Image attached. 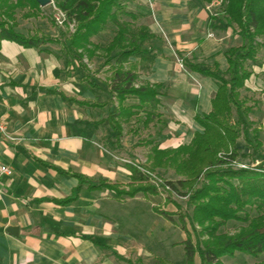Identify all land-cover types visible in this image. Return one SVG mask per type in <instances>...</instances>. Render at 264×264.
<instances>
[{"label":"crops","instance_id":"crops-1","mask_svg":"<svg viewBox=\"0 0 264 264\" xmlns=\"http://www.w3.org/2000/svg\"><path fill=\"white\" fill-rule=\"evenodd\" d=\"M211 3L124 0L131 21H142L137 30L147 34L124 67L136 75V86L157 89L159 102L149 123L125 121L135 129L129 133L122 124L120 136L112 124L118 120L108 85L113 71L101 76L113 63L104 64L102 50L89 73L62 42L56 48L0 40V118L9 137L0 136V163L11 169L0 177V264H102L110 254L127 262L117 243L147 228L148 211L153 225L164 219V211L151 208L157 194H125L132 165L121 159L148 162L154 147L178 148L202 131L196 116L212 111L218 85L190 65L226 72L228 51L245 41L239 28L214 15L221 5L208 9ZM250 67L244 88L264 91V62ZM260 106L264 115V101Z\"/></svg>","mask_w":264,"mask_h":264},{"label":"trees","instance_id":"trees-1","mask_svg":"<svg viewBox=\"0 0 264 264\" xmlns=\"http://www.w3.org/2000/svg\"><path fill=\"white\" fill-rule=\"evenodd\" d=\"M53 1L56 8L65 14L63 24L67 26L69 23H76L73 34L62 32L61 42L77 61H81L84 56L93 57L98 50H102L104 64L113 63L108 85L111 97L115 95L118 102L117 109L112 113V117L118 118L115 123L112 122L118 136L122 133L121 121L124 123L135 119L137 123L142 121L145 124L149 123L159 102L156 98L157 89L147 84L136 86V75L124 67V63L131 56L140 53L139 42L144 39L142 35L146 32L141 29L136 33L131 30L128 22L119 20L117 11L122 8L124 0ZM203 1L211 3L213 0ZM28 3L34 9L40 8L36 0H16L11 4L9 0H0V40L15 41L25 47H40L53 41L51 37L46 39L25 36L16 31L13 23L4 18L6 15L12 19L14 9ZM2 9L5 11L2 12ZM8 10L10 12H7ZM217 15H222V20L229 26L239 28L245 41L242 46L232 47L228 51L229 67L226 72L190 65L192 69L210 75L217 81L218 90L212 101V111L207 115L196 116L202 131L197 132L189 144L164 150H160L158 146L154 147L148 164L142 166L147 170L174 169L179 178L175 181L168 180L166 184L171 187L172 192L182 194L184 192L181 189H192L199 178L206 174L211 178V184L204 185L202 189H195L193 200L196 201L197 197L209 200L208 203L194 206L195 219L203 215L212 223L219 218L217 225L232 219L246 224L233 235L223 234L215 237L211 234V240L204 247L200 242L193 243L187 240L185 246L187 264H194L196 254L200 257V264H221L222 256H232L236 252L256 259L263 257L256 264H264V161L252 169L232 168L239 156H248V153L240 154L236 145L238 139L243 135L245 140L254 146L250 137L252 122L247 114L252 113V109L243 107L244 101L241 99L240 90L244 89L245 81L252 74L250 69L252 62H258L257 38L264 37V0H224ZM109 24L116 26L113 38L101 46L92 42V37L99 35ZM248 61L250 63L247 66ZM129 98H137L138 104L127 105ZM109 101L114 105L112 98H109ZM141 112L146 113L145 119L140 117ZM254 133L253 138L257 139V131L254 130ZM256 145L259 147L261 142L258 141ZM220 151H224L225 154L221 155ZM222 166H227L225 168L228 170L219 168ZM130 169L132 172L130 190L126 193L118 190L119 193L132 196L138 192L157 194V187L149 183L148 176L137 167L130 166ZM224 172L227 173V177L237 182L225 180L219 175ZM69 200L68 198L59 202L65 203ZM163 214L167 215L165 212ZM166 217L172 219L169 215ZM187 217L193 224L194 218L189 214ZM127 262L132 264L130 261Z\"/></svg>","mask_w":264,"mask_h":264},{"label":"rangeland","instance_id":"rangeland-1","mask_svg":"<svg viewBox=\"0 0 264 264\" xmlns=\"http://www.w3.org/2000/svg\"><path fill=\"white\" fill-rule=\"evenodd\" d=\"M16 0H9L10 4L14 3ZM2 12L5 10L2 9ZM7 12H10L8 10ZM58 8H56L54 1L52 3L40 8H32L31 5L25 4L24 6L17 7L14 9L12 14V19L9 16L4 15L6 20H9L13 23L12 26H15L16 31L23 33L25 36H38L44 37L48 39L51 37L53 39L52 42L49 44H53L54 47L60 48L61 40H63L62 32L67 34H73L76 29H70L69 24L66 26L60 25L57 20L56 16L58 15ZM119 20L121 22H128L130 24L131 30L134 32H138L137 28L142 25V21H131V16H129L124 9L123 4L122 8L118 11ZM135 27V29L133 28ZM106 31L102 33L101 36H94L92 37V42L100 43L102 45L107 44L114 36L116 26L109 24L106 26ZM111 32V34L109 33ZM103 55V52L100 53ZM101 55H97L100 56ZM104 59V58H103ZM256 59L259 61L264 62V37L257 38V54ZM88 60V61H87ZM101 60L100 63H102ZM250 61L247 62V66ZM81 64H83L87 72L91 73L97 68V63L95 64V58L92 56L83 57L81 59ZM103 67V66H102ZM103 69V68H102ZM251 69V68H250ZM112 71L111 68H104L101 72V76L104 78H110V72ZM264 93V91H262ZM262 92L255 91L252 92L247 88L240 90L241 99L243 102V107L252 109V113L248 114V119L252 122V126L250 128L252 138V142L254 144H249L245 137L242 135L237 142V148L239 149L240 154L248 153L247 157L239 156L236 159V162L233 164L232 168L234 169H252L256 168L260 162L264 161V115L260 114L261 103L264 101V94ZM108 103V100H107ZM118 106V105H117ZM114 109H117V107ZM111 116V114H110ZM165 118V117H164ZM167 120V118L165 119ZM135 121V119H134ZM115 123V120H112ZM121 125L124 124L126 131L133 132L136 124H127L121 121ZM150 128V127H149ZM254 130L257 131L258 136L257 139L253 138L255 136ZM149 133V132H148ZM146 140V139H145ZM260 141L261 145L258 147L256 144ZM229 153V152H228ZM220 154H225L224 151H220ZM146 155V154H144ZM123 159L125 157H122ZM129 159L133 162H137L133 159ZM147 165V161H141L138 159L137 164ZM227 166H222L219 168H225ZM146 169V168H144ZM228 170L227 168H225ZM165 170V171H164ZM164 170H149L153 174L155 178V183L149 179V183L155 185L157 187V195L158 199L154 202L150 201V206L152 203L155 206L151 207L158 208L164 211L167 215L171 216V220L164 215V219L159 217L158 215V225H153L151 218V213L148 211L149 214L146 215L144 218V222L147 226L138 227L135 230L137 233L128 236L126 240L120 241L117 243L118 250L123 254L126 258L130 259L129 261L132 264H187L186 257H185V246L186 241L191 240L193 243L200 242L201 246L204 247L207 245L208 241H210L211 234L215 235H233L239 231L243 226L246 224L240 220L232 219L229 220L221 225H217V222L220 220L216 218L213 223L208 219H205V216L201 215L199 217H194V206H199L200 204L208 203L207 201L209 198H201L197 197L198 199L195 201L193 200V196L195 194V189H202L204 185L211 184L210 177H207L206 174L202 175L199 178V181L192 186V189L186 188L181 189L182 193H177L175 191L163 190L162 186L159 184L161 181L167 182L168 180L175 181L178 179V175L175 173L174 169H164ZM221 170V171H222ZM220 172V171H219ZM225 180H231V178L227 177V173L219 174ZM225 175V176H224ZM218 176V174H217ZM159 180V181H158ZM232 182L236 183L237 180H231ZM159 182V183H158ZM157 183V184H156ZM222 183V182H220ZM219 183V184H220ZM180 191V192H181ZM157 204V205H156ZM154 213V212H153ZM188 214L194 218L193 224L190 223L188 219ZM198 219V220H197ZM150 222V223H147ZM154 222V221H153ZM153 225V226H152ZM124 230H131L129 227H123ZM111 257V258H110ZM106 260L102 262V264H130L129 262L122 261L115 255H111ZM262 258H255L249 255H246L241 252H236L232 256L224 255L220 258L221 264H256ZM194 264H200V257L198 254L195 255Z\"/></svg>","mask_w":264,"mask_h":264},{"label":"built area","instance_id":"built-area-1","mask_svg":"<svg viewBox=\"0 0 264 264\" xmlns=\"http://www.w3.org/2000/svg\"><path fill=\"white\" fill-rule=\"evenodd\" d=\"M224 2V0H214L209 6H208V9H211V7L213 6V5H221L222 3ZM59 12H58V15L56 16V20H57V22L60 24V25H64L63 23H64V21H65V14L62 12V11H60V10H58ZM214 15H217L216 13H214ZM75 24L76 23H72V24H70L69 23V26H70V29H75L74 27H75ZM179 63H180V65L183 67V63H182V61L181 60H179ZM0 136H4V137H6V138H9L8 137V134H7V130H6V123H5V121L3 120V119H1L0 118ZM122 161H123V163H129V164H131L132 166H134V167H137L138 169H140L146 176H148V178L149 179H151V181H153L154 183L156 182L155 181V177L154 176H152L153 174L151 173V171H149V170H147V169H144V168H142L141 166H140V164H137V162H133V161H131V160H129V159H126V158H122L121 159ZM11 174V169L8 167V166H6V165H4V164H1L0 163V177H2V176H5V175H10ZM159 181V180H158ZM159 183V182H158ZM157 184V183H156ZM161 186H162V189L163 190H169V191H171V187L169 186V185H167L166 184V182H162L161 181V183H159Z\"/></svg>","mask_w":264,"mask_h":264},{"label":"water","instance_id":"water-1","mask_svg":"<svg viewBox=\"0 0 264 264\" xmlns=\"http://www.w3.org/2000/svg\"><path fill=\"white\" fill-rule=\"evenodd\" d=\"M36 1H37V3L40 5V7H45V6H47V5H49V4L52 3V0H36ZM8 230H9L12 234H14V235H18V227L10 226V227L8 228Z\"/></svg>","mask_w":264,"mask_h":264}]
</instances>
